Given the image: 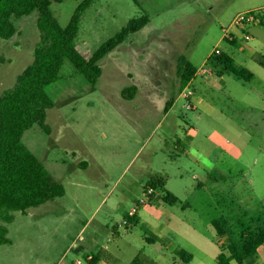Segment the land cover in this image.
<instances>
[{
	"label": "rangeland",
	"instance_id": "obj_1",
	"mask_svg": "<svg viewBox=\"0 0 264 264\" xmlns=\"http://www.w3.org/2000/svg\"><path fill=\"white\" fill-rule=\"evenodd\" d=\"M84 1L53 3L61 27L69 25ZM263 6L264 0L93 2L77 38L79 51L88 57L131 20L146 15L150 22L101 60L95 87L70 61L47 87L54 104L46 120L51 133L35 125L23 142L66 194L27 213H12L15 221L6 225L10 243L0 245V264H90L85 256L96 250L86 240L94 231L103 233L104 221L157 258L161 241L156 247L146 241L165 217L157 207L139 211L153 219L144 216L123 225L156 178L164 181V192L177 198L173 205L162 203L172 211L167 222L172 231L163 240L177 249L171 256L184 248L199 262L198 248L221 252L227 239L218 237L214 222L225 224L235 240L264 231V68L258 62L264 57V26L249 28L252 39L245 42L233 25L238 14ZM38 16L34 12L14 20L17 34L0 38V97L34 62L42 44ZM226 32L235 44L224 40ZM216 50L256 79L212 75L208 60ZM183 62L197 72L192 84H183L178 75ZM131 87L137 94L126 100L122 94ZM189 91L193 96L187 100L183 94ZM93 214L94 221L82 231ZM100 243L107 245V237ZM263 257L258 254L255 264Z\"/></svg>",
	"mask_w": 264,
	"mask_h": 264
},
{
	"label": "trees",
	"instance_id": "obj_2",
	"mask_svg": "<svg viewBox=\"0 0 264 264\" xmlns=\"http://www.w3.org/2000/svg\"><path fill=\"white\" fill-rule=\"evenodd\" d=\"M95 1L99 0L82 2L69 25L63 28L51 10L53 3H61V0H0L1 39L13 38L17 34L14 20L34 12L39 15L37 25L42 33V44L35 51L33 64L19 76L14 88L0 97V221L5 223L0 224V245L10 243L6 225L14 221L13 212L27 213L31 208L45 205L66 194L65 187L55 180L23 142L24 134L35 125L47 134L51 133L46 120L48 110L54 104L47 94V87L59 80L66 61H70L75 70L95 87L102 75L101 60L150 22L146 15L131 20L113 39L88 57L79 51L77 38L82 17ZM258 16L260 25L264 26V13ZM224 40L235 44V40L226 37ZM208 62L211 64L210 73L217 77L231 73L244 82H250L254 77L252 72L239 68L232 57L220 50L214 51ZM258 62L264 68V57H260ZM195 74L192 66L185 65V62L178 68L183 84L188 85ZM137 91L136 87H131L125 89L122 96L132 100ZM170 105L171 102L167 104V111ZM163 187L162 178H156L145 189L164 192ZM162 200L169 205L177 202V198L168 192L163 193ZM131 221L132 224L136 223V219ZM213 225L218 237L227 239L215 259L217 264H255L258 250L264 246V231L235 240L225 224L214 222ZM178 255L186 263L192 258L184 250L178 251Z\"/></svg>",
	"mask_w": 264,
	"mask_h": 264
},
{
	"label": "crops",
	"instance_id": "obj_3",
	"mask_svg": "<svg viewBox=\"0 0 264 264\" xmlns=\"http://www.w3.org/2000/svg\"><path fill=\"white\" fill-rule=\"evenodd\" d=\"M196 75H197V72H196L195 76L193 77V79L191 80L190 84H192V81L195 79ZM255 79H256V76L254 75L252 81H254ZM163 185H164V181H163ZM144 190H145V188H144ZM162 190H165V185H164ZM162 196H163V194L158 190V193L154 199V203L151 205L157 207L156 211L158 213H161V215H163V217L164 216L165 217H164V219H162L159 229H156V230H158L157 233H153V237L146 238V241H148L149 243H151L155 247L158 246L157 244L161 241V243L159 244L161 246L159 248L160 250H158L159 252H158L157 258L150 256L148 254H145V249H143L139 245H136L135 243L128 241L127 239L122 238V236L120 235L119 228L117 226L110 228L109 225H107L104 221L103 223L100 224V227L103 228V230H102L103 233L101 234V231H99V230L97 232L94 231L92 233L91 237L88 238V240H86V244L89 246L94 245L95 246L94 248L96 250V252L90 251L89 253H87L85 258H87L89 255L94 256V260L91 262H89V261L88 262L90 264H133L134 262H135V264H178V261H180L182 264H194V263L195 264H203V261L205 262L206 260L215 262V259L220 252H218V253L217 252L205 253L202 248H198L200 254L202 255V257H201L202 261H199V262H197V259L194 255V253L189 252L188 250H186L184 248H180L178 251L184 250L192 256L191 260L188 263H186L182 259H180L181 257H179V255L178 256H171L173 253H175L177 251V249H173L171 247V244L170 245H164L163 240L169 239V237H168L169 233L168 232L172 231L171 225H169V223H167L169 220L168 219V216H169L168 213H170L172 215V211H170L168 208L163 207L166 203L164 205H162V203H164L162 200ZM140 210H141V208L137 211V214L134 218V219H136V222H138L140 219H143L144 216H145V218L149 217V219L150 218L153 219L152 216H148V215L144 214V212L140 213L139 212ZM129 212L125 215L126 218H128ZM23 215H25V214H23ZM14 218H15V216H14ZM155 218L153 220L154 223L157 222V221L155 222V220H156ZM134 219H132V220H134ZM91 221L92 222L94 221V214L86 222V225H84L82 231H85V229L88 227V225L91 223ZM145 223L150 228L154 227L153 223H150L148 221ZM9 233H10V229L8 228V234ZM104 236L107 237V245L100 243V241L102 240V238ZM157 241H159V242H157ZM82 248L83 247L81 246L80 248L77 249V251L81 252ZM263 251H264V249L262 246L258 250V254H260V255L263 254V256H264ZM177 257H179V258H177ZM78 261H80V260H77L76 263H71V264H77ZM261 264H264V257H263V263H261Z\"/></svg>",
	"mask_w": 264,
	"mask_h": 264
},
{
	"label": "built area",
	"instance_id": "obj_4",
	"mask_svg": "<svg viewBox=\"0 0 264 264\" xmlns=\"http://www.w3.org/2000/svg\"><path fill=\"white\" fill-rule=\"evenodd\" d=\"M263 13H264V6L261 9L256 10V11H248L245 13H240L233 20V25H234L235 29H237L239 32L243 33V40L245 42H249L252 39L248 30H249V28H251L252 26H254L256 24L260 25L258 15L263 14ZM225 37L231 41L235 40L234 36L228 32H226ZM192 96H193V92H191V91L183 94V97L187 100H190ZM187 107L192 108L191 103L189 101H188ZM157 193H158V191L153 189V188L145 189L142 198L138 201L137 206L129 212L128 218H127L128 220H125L123 225L124 226L131 225L132 224L131 220L136 216L139 208L146 206V205L153 204ZM86 260L91 262L94 260V256L89 255L86 258ZM77 264H82L81 260L78 261Z\"/></svg>",
	"mask_w": 264,
	"mask_h": 264
}]
</instances>
